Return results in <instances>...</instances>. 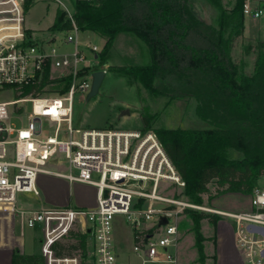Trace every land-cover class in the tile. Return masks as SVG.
I'll return each mask as SVG.
<instances>
[{
	"label": "built area",
	"instance_id": "2783aa9c",
	"mask_svg": "<svg viewBox=\"0 0 264 264\" xmlns=\"http://www.w3.org/2000/svg\"><path fill=\"white\" fill-rule=\"evenodd\" d=\"M24 2L0 0V91L16 95L0 101L1 236L14 222L18 237L24 236L25 229L40 226L44 264H80L76 256L57 257L51 247L77 230L93 241V264H126L114 246V218L123 215L132 230V252L141 264H177L178 218L187 209H206L234 220V242L245 264H264V235L248 228L264 227V180L250 194L251 210L241 212L210 210L179 195L161 194V183L182 189L185 181L154 131L73 124L76 97H85L90 91L93 72L106 71L100 58L102 47L80 40L76 26L35 36L24 26ZM241 15L264 22V0H244ZM46 72L49 82L35 93ZM67 79L64 91L47 89L54 80L63 84ZM25 88L29 93H23ZM28 101L32 111L27 125L17 128L9 119L23 114V104ZM44 123L52 134L40 137ZM60 155L62 161L56 158ZM49 160L64 167L47 169ZM42 173L95 187L96 207H18L19 193L38 194L36 180ZM161 217L166 223H160Z\"/></svg>",
	"mask_w": 264,
	"mask_h": 264
},
{
	"label": "trees",
	"instance_id": "16d2710c",
	"mask_svg": "<svg viewBox=\"0 0 264 264\" xmlns=\"http://www.w3.org/2000/svg\"><path fill=\"white\" fill-rule=\"evenodd\" d=\"M34 3L25 0L24 12ZM243 4L244 0H235L234 11L241 13ZM73 26L105 37L102 63L118 33L135 35L147 47L150 63L110 65L108 70L131 77L153 95L195 100V112L204 127L154 129L192 201L201 203L205 194L213 197L211 181L216 184L214 196L252 192L264 175V63L258 58L255 72L246 74L229 55L222 22L216 27L200 17L192 0H75L71 14L56 9L48 31L54 34ZM258 46L263 48L264 42ZM48 82L46 72L35 93ZM68 85V79L63 84L54 80L50 89L62 92ZM28 91L25 88L23 93ZM142 120L146 131L149 121L144 115ZM235 143L243 153L241 159L228 160L218 153ZM186 215L203 255L201 221L215 224L217 216L192 209ZM89 242L88 234L71 230L51 247L57 257L79 254L81 264H87ZM12 264H44V257L15 248Z\"/></svg>",
	"mask_w": 264,
	"mask_h": 264
},
{
	"label": "rangeland",
	"instance_id": "374dc122",
	"mask_svg": "<svg viewBox=\"0 0 264 264\" xmlns=\"http://www.w3.org/2000/svg\"><path fill=\"white\" fill-rule=\"evenodd\" d=\"M74 1L35 0L34 5L25 13V28L29 32L33 31L35 36H47L56 9L59 7L68 13H73ZM192 1L200 17L216 27L220 22L223 23L230 57L235 63L243 66V71L246 74H253L257 59L259 58L264 63V47L259 48L258 46V42H264V40L243 35L241 30L243 16L241 13L234 11L235 0ZM249 21H251L249 18H245V25H248ZM261 35L264 38V25H261ZM79 38L82 41L89 40L99 47H102L105 42V37L91 31H80ZM150 61L151 57L147 47L135 35L128 32L118 33L113 47L104 59L103 64H105L106 73L97 95L88 101L85 100V97H76L73 124L79 128L143 131L145 125L142 115H144L149 121L150 127L147 130L150 131L157 128L185 130L204 127V124L196 115V103L193 98L168 99L156 96L131 77L108 70L110 65H144L150 63ZM47 89H50V86ZM15 98L16 95L13 91H0V101ZM23 107V114L11 115L9 119V122L17 128L27 125L28 114L32 111V102H26ZM48 134H52V132L44 123V129L40 137H45ZM218 153L228 160H239L243 157V153L236 143L221 147ZM56 158L57 160H63L62 155ZM63 167L62 163L51 162L50 160L46 166L50 170H58ZM263 180L264 175L257 179L256 185L263 184ZM208 187L213 197L209 198V194H205L202 196L203 201L201 203H195L190 199V196L185 193V186L182 189H177L170 183L165 182L160 184L159 189L160 193L167 197L179 195L184 200L210 210L219 212L251 210V193L249 195L224 193L214 196L215 182L211 181ZM94 193L93 189L73 187L75 201L79 198L91 199ZM27 195L30 194L19 193L18 197ZM192 210L214 214L217 216V221L215 224L210 223L208 219L201 221V234L203 237L201 241L203 255H201L196 245V236L191 229L190 218L186 214L178 218L177 264H216L217 252L222 253L230 244L231 229L233 230L235 227L234 220L206 209L192 208ZM14 231V235L19 236L16 222H14ZM24 235V246L20 251L23 253L38 252L36 245H38L39 237L42 235L41 229L38 227L35 231L28 230ZM34 246L35 248H33ZM114 246H117L120 259L124 263L129 264L127 261L130 260V264H141L140 258L132 252V230L125 223L123 215H116L114 218ZM8 254V251L0 250V264H5V257L6 255L8 257ZM75 256L81 262V256L79 254ZM240 256L242 258V255ZM86 263L91 264L89 260H86Z\"/></svg>",
	"mask_w": 264,
	"mask_h": 264
},
{
	"label": "crops",
	"instance_id": "0c3cea01",
	"mask_svg": "<svg viewBox=\"0 0 264 264\" xmlns=\"http://www.w3.org/2000/svg\"><path fill=\"white\" fill-rule=\"evenodd\" d=\"M244 19L245 17H242V20H241L242 21L241 30H242L243 35L264 40V38L261 35V25H264V22L249 18L251 21H249L248 25H245ZM36 186L38 189V194L34 195V194L29 193L30 195L20 197V198L18 197L17 199L18 207L22 209H39L42 207L64 208V207H68L69 205L76 207V208H85V209H93L96 207L97 192H96V188L93 186H90V185L85 186V184L82 185L80 183L70 184L65 178H62V177H59L53 174H43V173L38 175L37 180H36ZM73 187L75 188L85 187L88 189H93L95 193L91 199L85 200V199L79 198L77 201H75L74 196H73ZM38 227L40 228V226ZM35 229H25L24 234L28 230L35 231ZM6 230L7 231L4 234L5 236H1V233H0V250L9 252L8 254L9 256L7 257L6 255L4 263L12 264V253L15 250V248L18 247V249L20 250L22 246H24L23 238L25 237V235L22 237H18V236L16 237L14 235L15 233L14 223L11 227L10 226L6 227ZM41 237H39L40 240H41ZM40 240L38 242V245H36V247H38V249H36L38 252H34L35 254H40ZM89 240H90L89 251H88V256L86 260H89L91 264H93L92 256H91V252L93 249V241L90 238ZM33 248H35V246ZM115 249L116 251L118 250L117 246H115ZM117 253L120 257V253L118 251ZM240 255L241 254L238 253L237 247L234 242L233 230L231 229L230 244L227 246V249L225 248V250L222 253L219 251L217 252L216 264H244L242 260L243 258H241ZM127 263L130 264V260L127 261ZM63 264H67V263L64 262ZM68 264H70V262Z\"/></svg>",
	"mask_w": 264,
	"mask_h": 264
},
{
	"label": "water",
	"instance_id": "95a60500",
	"mask_svg": "<svg viewBox=\"0 0 264 264\" xmlns=\"http://www.w3.org/2000/svg\"><path fill=\"white\" fill-rule=\"evenodd\" d=\"M105 70H97L92 73V83H91V88L90 91L86 94L85 100L88 101L91 99L93 96L97 95L100 85L103 82V79L105 77ZM127 112V111H126ZM166 218L161 217L160 218V223H166ZM250 231L259 233L264 235V227H259V226H249L248 227ZM264 254V252H263Z\"/></svg>",
	"mask_w": 264,
	"mask_h": 264
}]
</instances>
